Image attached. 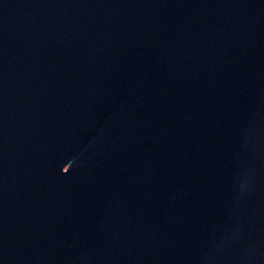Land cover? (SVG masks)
I'll return each mask as SVG.
<instances>
[{
    "label": "water",
    "instance_id": "1",
    "mask_svg": "<svg viewBox=\"0 0 264 264\" xmlns=\"http://www.w3.org/2000/svg\"><path fill=\"white\" fill-rule=\"evenodd\" d=\"M0 264H264V0H0Z\"/></svg>",
    "mask_w": 264,
    "mask_h": 264
}]
</instances>
